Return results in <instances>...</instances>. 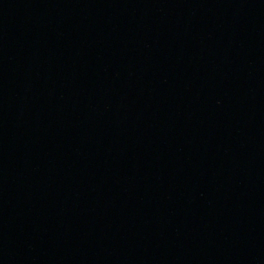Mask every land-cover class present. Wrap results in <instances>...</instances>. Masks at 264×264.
Listing matches in <instances>:
<instances>
[{
  "label": "water",
  "instance_id": "95a60500",
  "mask_svg": "<svg viewBox=\"0 0 264 264\" xmlns=\"http://www.w3.org/2000/svg\"><path fill=\"white\" fill-rule=\"evenodd\" d=\"M0 264H264V0H0Z\"/></svg>",
  "mask_w": 264,
  "mask_h": 264
}]
</instances>
